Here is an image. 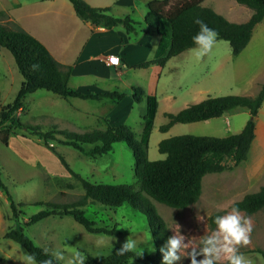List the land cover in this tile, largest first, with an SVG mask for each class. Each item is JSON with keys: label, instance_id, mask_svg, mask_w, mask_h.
<instances>
[{"label": "rangeland", "instance_id": "374dc122", "mask_svg": "<svg viewBox=\"0 0 264 264\" xmlns=\"http://www.w3.org/2000/svg\"><path fill=\"white\" fill-rule=\"evenodd\" d=\"M190 1L211 7L226 19L234 22H244L249 18L250 10L234 0ZM40 4L38 0H0V7L2 5L13 7L11 8L12 15L18 19L21 26L24 25L27 30L35 31L43 38H50L52 41L56 40V37H61L62 33L67 32L73 26L72 20L80 22L67 0L64 1V5L58 4L48 9L41 8ZM0 12L3 13L0 16V23L10 26L17 25L9 20L5 12ZM134 17L139 18L138 12ZM213 47L217 51L213 50V54H209L210 57L213 55L216 59L229 57V61H227L228 58L224 60L220 70L212 75H203L204 78L210 79L211 85H215L218 89L211 93H216L218 96L239 95L238 93L244 89L243 80L253 70L251 66H254V62H258V59L252 61L251 65L250 63L246 65L243 72L240 63L242 60L232 56L230 50L228 51L230 47L227 41L216 40ZM199 48L197 47L195 51L197 52ZM190 56L195 59L201 58L192 53ZM20 79L22 77L13 57L5 48L0 47V107L13 100L15 96L13 91L15 87H18ZM76 109L77 107L71 105L65 108V103L60 97L40 89L25 96L24 104L16 116L21 122L37 126L41 132L67 130L82 133L110 125L104 117L93 116L92 112L88 111L89 108L85 107L83 112H77ZM248 118L249 114L245 108H237L228 112L224 119L216 120L218 128V132H215L216 136L236 133L235 131ZM162 119L160 115L154 120L148 140L149 160L164 157L157 151V142L161 138V132L157 127L162 123ZM132 132L134 137L139 139L138 132L141 137L143 130L138 131L134 127ZM172 133L208 135L210 132L173 128ZM53 136L54 139L44 142L42 138L29 131L21 128L14 131L12 128L7 144L0 142V179L13 201L22 204L16 207L17 219L23 227V232L33 243L57 258L60 264H72L75 251H79L82 255L88 253L95 257H103L122 248L127 239L139 242L149 237L152 238L146 215L127 203L118 207L89 203L81 208L95 226L115 227L118 231L115 235L90 233L70 215H49L31 225H24L29 216L46 209V205H39L36 202L65 204L83 194L79 181L68 173L48 148L62 156L72 172L92 183H123L130 185L133 190L139 188L134 177L132 153L124 142L114 143L111 151L106 154L90 157L62 143L64 138L59 133H54ZM82 146L85 151L92 147L87 144ZM224 163L228 166L226 169L203 176L199 199L185 208L174 209L149 199L167 226L170 236L176 234V229H179L185 236V243L188 242L189 246L199 245L206 235H210L216 229V225L211 226L209 223L211 214L218 211L222 212L221 215L230 212L233 202L264 186V172H246L247 169L244 170L246 161L230 169L231 161L224 159ZM240 214L251 220L253 230L250 234V243L246 246H238L239 252L250 261V264H264V259L259 253L264 252V209L249 215L243 212ZM14 224L8 200L0 188V264H25L24 258L28 256L18 243L4 237L5 232ZM150 243L154 247L153 239ZM148 247L150 248L151 245L138 243L137 249L132 252L142 256L153 254L154 251H149ZM200 247L203 245L197 247V252H200ZM190 250L191 247L186 251ZM186 251H182L181 255H186ZM203 258V253L196 257L197 261ZM225 262L227 261L222 257L218 263ZM33 264L36 263L33 261ZM172 264H190V259L184 257L182 260L173 261Z\"/></svg>", "mask_w": 264, "mask_h": 264}, {"label": "trees", "instance_id": "16d2710c", "mask_svg": "<svg viewBox=\"0 0 264 264\" xmlns=\"http://www.w3.org/2000/svg\"><path fill=\"white\" fill-rule=\"evenodd\" d=\"M67 1L71 4L75 15L82 22L91 26L110 29L122 25L125 32L130 34L135 32L138 25V22L130 18L129 15L113 16L109 7H94L84 0ZM234 1L251 11L246 21H229L211 7L190 0H151L147 2L143 21L149 29L159 35L160 39L154 58L132 67L146 68L152 64L163 66L169 58L193 47L197 44L194 37L200 33V25L195 22L197 19L203 21L217 33L216 40L227 41L233 55H238L247 44L253 26L264 17V0ZM2 15L3 13L0 12V16ZM0 47L5 48L11 54L22 77L20 87L13 100L0 107V142L2 144H7L10 130L16 127L37 135L44 142L54 139V133H59L64 138L62 143L90 157L110 152L116 142H124L131 150L134 161V177L139 185L138 190H133L130 185L123 183H92L72 172L62 156L44 144L68 173L79 181L83 194L65 204L36 202L39 205H46V209L29 216L24 222L25 226L49 215H70L90 233L118 234L115 227L95 226L94 222L85 216L81 208L89 203H100L110 207H118L127 203L143 212L148 219L154 242L153 254L142 256L130 251L120 255L116 251L103 257H95L85 253L84 264H128L132 262L161 264L163 253L160 248L166 243L170 232L149 199L174 209L185 208L199 199L201 182L205 174L226 169L228 166L224 163V159L231 161L230 169L240 165L247 158L254 137V117L264 98V81L254 96L234 94L207 96L177 112L164 113L167 122L158 126L160 132H166L175 123L204 121L219 117L236 108H245L249 118L240 132L224 137L179 134L163 138L157 142V151L164 157L149 160L147 156L148 140L157 107L155 96L146 95L141 88L131 87V96L134 102L143 101L146 106L143 115V133L139 139L134 137L132 130L125 124L116 126L107 124L102 129H93L82 133L67 130L41 132L37 126L21 122L14 116V112L22 108L24 98L29 93L43 89L64 99L68 97L85 100L108 98L115 102L121 101L125 95L115 91L85 94L74 90L68 84L70 66L56 61L43 43L18 25L10 26L0 23ZM85 144L92 147L85 151L82 146ZM0 188L4 191L15 221L14 226L5 232L4 237L18 243L28 255L34 257L36 264H46L48 261H51V264H60L57 258L41 246L35 245L23 232L16 211L17 205L22 204L13 201L1 179ZM233 207L238 208L239 212H243L245 215L264 209V186L233 202L231 208ZM221 213L218 211L211 214L209 217L211 226H215L213 217L221 215ZM259 253L264 259V252ZM218 264H227V262Z\"/></svg>", "mask_w": 264, "mask_h": 264}, {"label": "crops", "instance_id": "0c3cea01", "mask_svg": "<svg viewBox=\"0 0 264 264\" xmlns=\"http://www.w3.org/2000/svg\"><path fill=\"white\" fill-rule=\"evenodd\" d=\"M38 1L41 3V8L46 7L48 9L58 4L64 5L65 0ZM84 1L94 7H109L113 16L129 15L130 18L138 22L135 32L127 34L122 25H117L110 29L91 26L82 22L76 16L80 22L72 20L73 26L67 32L62 33L61 37H56V40L52 41L50 38H43L35 31L27 30L24 25L21 26L18 23V19L12 15L13 7L7 5L0 7V11L5 12L10 21L43 43L56 61L70 66L68 84L71 88L85 94L115 91L125 95L119 102L108 98L85 100L77 97H68L66 99L60 97L65 103V108L71 105L77 107V112H81L86 107L89 108L88 111L92 112L93 116L104 117L111 126L125 124L131 130L135 127L136 130L141 131L144 126L143 115L146 106L143 101L135 103L131 96V87H138L146 95L155 96L157 101L151 134L154 120L157 116L160 117L161 115L163 117L164 120L162 119L161 124H164L167 122L164 113L177 112L189 104L203 100L207 96L215 97L217 95L216 93H211L213 90H218L217 87L211 85L210 79L204 78L203 75H212L214 72L219 71L224 60L228 58L227 61H229V57L225 59H216L214 55L210 57L209 54H213L214 47L200 59L190 56L191 53L196 55L195 49L197 47H202V45L197 43L193 47L169 58L163 66L152 64L146 68L132 67L146 60L153 59L159 43V35L149 29L144 21H141L144 19L145 5L151 0ZM136 12H138V19L134 17ZM229 50L231 52V48H228ZM110 53L119 56V65L106 64L105 58ZM232 56L235 55L232 54ZM235 57L242 60L240 63L243 72L246 65H249V63L251 65L252 61L258 59V62H254V66H251L253 70L243 80V91L238 93L243 96L256 95L264 81V17L253 26L247 44ZM21 81L22 79H20L18 87H15L14 94L18 91ZM20 110H16L14 116ZM228 112L204 121L175 123L166 132H161L159 140L179 135L178 133H172L173 128L203 132L208 130L210 132L209 136H216L215 132H218L216 120L224 119ZM244 124L245 120L235 132H240ZM138 136L140 138L139 132ZM16 148L20 150L18 146ZM20 152L22 151L20 150ZM248 156H250L249 159ZM245 161L246 163H244ZM245 161L243 163L245 165L244 170L247 169L246 172H264V98L254 117V137Z\"/></svg>", "mask_w": 264, "mask_h": 264}, {"label": "clouds", "instance_id": "9594fccd", "mask_svg": "<svg viewBox=\"0 0 264 264\" xmlns=\"http://www.w3.org/2000/svg\"><path fill=\"white\" fill-rule=\"evenodd\" d=\"M200 25V33L194 37L195 41L202 45L196 52L197 56H204L211 51L216 42L217 33L210 29L203 21L197 19L195 21ZM113 63H118L113 60ZM213 223L216 229L206 235L199 245L189 246L185 243V236L181 234L179 229H176V234L171 235L166 240V243L161 246L160 251L163 253L161 264H172L173 261L182 260L184 257L190 259V264H218L223 257L227 264H250V261L239 252L240 245H248L250 243V234L252 232L251 220L247 217H242L238 208L233 207L230 212L223 215H215ZM151 237L143 241L127 239L122 248L116 250L118 254L123 255L126 252L137 249L138 243L143 245H151L149 251H154V247L150 243ZM200 247V252H197V247ZM191 247L190 251H186ZM186 251V255L182 256L181 252ZM203 253L204 258L197 261L196 257ZM62 258V257H61ZM86 257L79 251L74 252L72 264H82ZM25 264H33L34 257L26 256ZM51 264V261L46 262Z\"/></svg>", "mask_w": 264, "mask_h": 264}, {"label": "built area", "instance_id": "2783aa9c", "mask_svg": "<svg viewBox=\"0 0 264 264\" xmlns=\"http://www.w3.org/2000/svg\"><path fill=\"white\" fill-rule=\"evenodd\" d=\"M117 60L118 61V63H113V60ZM105 61H106V64H108V65H114V66H116V65H119L120 64V58H119V56L118 55H116V54H114V53H110V54H108L107 56H106V58H105ZM14 131H18V128H14Z\"/></svg>", "mask_w": 264, "mask_h": 264}]
</instances>
